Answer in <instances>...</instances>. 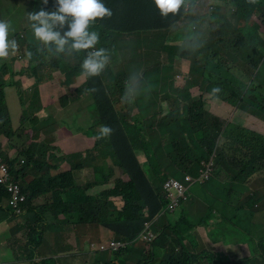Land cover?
<instances>
[{
	"label": "clouds",
	"instance_id": "1",
	"mask_svg": "<svg viewBox=\"0 0 264 264\" xmlns=\"http://www.w3.org/2000/svg\"><path fill=\"white\" fill-rule=\"evenodd\" d=\"M233 1L243 4L235 25L237 35L263 45L264 0H227L226 4L231 6ZM48 2L41 0L45 5ZM24 3L26 15L11 17L5 10L11 5L16 12L15 1L0 0V103L13 128L22 117L32 118L34 123L48 120L49 127L22 144L11 132L0 136V226L5 227L0 233V264H66L65 258L75 264H132L133 247L140 253L136 264L144 260L159 264L165 258L179 264H224L225 256H234L238 264H264L263 242L250 252L244 249L252 242L250 223L264 213V113L256 112L251 123H246L243 130L249 149L236 157L235 169L250 170L251 181L234 169L230 177L226 176V189L220 191L212 178L215 153L200 166L199 162L195 165L197 149L186 140L182 153L188 168L196 174L186 173V182L173 176L158 181L168 203L154 214L136 205L137 200L146 198L141 187L136 193L123 192L122 187L132 182L129 168L116 161L100 136L113 135L119 129L115 137L123 142L131 136L129 129L132 131L141 121L158 132L170 129L168 115L192 100L180 98L177 88H189L192 98L205 102L220 95L227 83L224 66L239 59L228 60L221 67L222 52L217 53L213 46L217 36L211 26L215 24L189 23L204 20L216 6L225 13V4L211 0H133L141 19L138 25H130L129 30L116 35L111 46L101 35L109 23L104 19L109 18L111 9L115 13L110 0H54L55 5L33 6L30 11V1ZM235 11L231 9V13ZM156 13L160 18L150 20ZM197 28L201 35L203 28L207 30L206 39L188 35L189 30ZM144 33H154L156 40L136 38ZM174 39L181 43L176 44ZM187 41L205 50L190 59L180 54L172 56L170 47ZM128 44L129 48L121 50ZM207 60L215 66L204 78ZM131 62H140L152 71H136ZM176 63L187 66L185 76H160L177 70ZM133 77L138 81L132 82ZM93 89L109 103V117L114 120L110 126L101 117ZM10 98L17 104L15 112ZM94 110L97 117L92 115ZM234 114L227 122L235 123ZM65 117L70 126L63 124ZM230 126L224 122L214 126L216 138L223 142ZM79 140L88 146L74 151L83 143ZM33 142H47L53 148L40 159L33 152ZM146 161L141 158L142 163ZM65 172H70L69 187L87 188L90 203L85 206L64 197L54 212L44 210L42 204L48 196L64 186ZM155 178L156 173L151 179ZM232 183L240 187L237 193L242 195L241 201L230 197ZM251 190L255 192L252 196ZM218 195L224 199L215 204ZM191 200L197 207L198 220L192 219ZM103 207L104 213H90ZM74 215L82 220H74ZM163 217L166 220L161 228ZM44 224L57 231L56 238L66 246L68 255L48 252L41 244ZM205 226L213 230V243L197 251L186 241L193 231ZM167 229L169 233L164 234ZM143 248L147 252L141 255Z\"/></svg>",
	"mask_w": 264,
	"mask_h": 264
},
{
	"label": "trees",
	"instance_id": "2",
	"mask_svg": "<svg viewBox=\"0 0 264 264\" xmlns=\"http://www.w3.org/2000/svg\"><path fill=\"white\" fill-rule=\"evenodd\" d=\"M14 1L17 11L14 12L12 6L9 5L5 13L11 17H14L15 14L24 17L26 15L24 0ZM29 1V9L27 11H30L33 6L42 8L55 5L54 0H49L46 5L42 4L41 0ZM132 1L110 0L114 6L115 13L110 7L111 15L108 16L109 18L104 19L109 23L102 29L101 33L103 41L107 44L113 46L116 35L129 30L130 25H138L141 19L140 12L135 10ZM216 1H221L225 4V13H221V6H216L214 10H209L204 20H191L189 26L198 25L199 23L202 26L205 25V22L209 25L212 23L216 25L215 35L217 37H215L213 46L217 47V53L222 52L220 56L222 59L219 63L221 67L228 60L239 59L224 66L227 83L220 91V95L214 101L205 102L198 98H192L189 88H177L176 91L180 98L192 100L188 104L179 106L177 112H172L168 115L170 129H163L158 132L153 130L152 125L141 121L140 125H133L132 131L129 129L131 136L123 142H121L120 138L115 137L116 135L119 136L121 132L119 129H115L113 135H100L103 136L104 145L110 149L116 161L129 168L132 182L128 187L121 186L123 192L136 193L138 187H141L146 198L143 201L137 200L136 205L147 207L151 214L161 210L168 203L162 186L157 184L158 181L163 182L169 176H173L186 182V173L196 174L194 170L188 168L187 160L182 153L186 140L191 142L197 149L194 159L195 165L199 162L200 166L202 161L208 160L215 153V167L212 178L216 181L217 189L224 191L226 189V176L230 177L234 171L237 155L245 153L249 149L247 133L243 130L247 129L245 127L246 123H251L256 112L264 113V44H253L251 41H245V39L237 35L235 25L239 12L243 9L241 2L233 1L230 6L226 4L227 0H211V2ZM106 3L109 5L107 1ZM232 8L236 9L234 13H231ZM158 18L160 16L156 13L150 20ZM172 18L175 19L176 17L172 16ZM217 21L220 22L219 27ZM189 28L187 27V29ZM262 42L264 43V41ZM169 50L173 53L172 56L180 54L190 59V56L198 57L199 52H203L205 49L192 44V41H187L181 45H173ZM214 66L211 60L205 62L203 65L204 78L211 73ZM70 74H74V71H71ZM91 93L104 123L110 126L114 120L109 117V111L107 110L108 101L99 98L95 89ZM195 109L197 112H195ZM232 114H234L233 121L235 123L227 122ZM219 122L232 125L225 131L223 142L218 140L214 133V126L218 125ZM48 127V120L34 123L32 118L22 117L21 122L13 128L5 108L0 103V136L3 134L9 135L11 132L13 137L22 144L29 138H37L39 130L46 132ZM31 146L34 154H37L40 159L44 158L53 148L47 142H33ZM0 152H2L1 142ZM141 158H147V161L142 163ZM235 172L241 175L244 180L248 179V181H251L253 173L250 170L243 171L240 168H236ZM69 173H64V186L52 192L42 204L44 210L54 212L58 203L64 197L72 198L85 206L90 203L86 199L85 192L87 188L73 185L69 187ZM155 173V180L151 179ZM251 192V196L255 194L254 190H251ZM218 198L219 200L215 204H219L224 199L220 195H218ZM252 198L261 202L260 198ZM183 203L186 202L183 201ZM262 232L264 234V230ZM262 242L264 244V238ZM145 252H147L145 248L141 249V255ZM175 259L179 260L177 257ZM139 264L150 263L144 260ZM159 264L179 263L171 258H165Z\"/></svg>",
	"mask_w": 264,
	"mask_h": 264
},
{
	"label": "rangeland",
	"instance_id": "3",
	"mask_svg": "<svg viewBox=\"0 0 264 264\" xmlns=\"http://www.w3.org/2000/svg\"><path fill=\"white\" fill-rule=\"evenodd\" d=\"M211 30L212 32L216 30V25H212L211 26ZM188 35H190L192 38H197V39H206L208 34H207V30L205 28H203V34L201 35V33L199 32V29L197 28L196 30H189ZM140 37H147V38H151L153 41L156 40V36L154 33H144V34H140L138 36H136V38H140ZM192 38H186V40H190ZM176 44L181 43V41L174 39ZM205 45H210L211 42L209 41H204ZM129 44L122 47L121 50H126L127 48H129ZM138 47H140V43H138L137 45ZM201 52H199L200 54ZM126 66H128V64L126 62H124ZM134 70L136 71H152V68H150L149 66H143L142 64H140V62H131L130 63ZM176 67L177 70H175L173 73H160V76L163 75H168V74H173L174 77L178 76L179 74H181L182 76H185L186 71H187V66L186 65H179L176 63ZM138 79L137 77H133L132 78V82H137ZM143 89L141 88V93H142ZM9 104L11 106V109L13 112L16 111L17 108V104L14 100V98H10L9 99ZM92 115L97 117L98 116V111L94 110L92 112ZM65 122H63V124H65L66 126H70V122L69 119L67 117H65ZM77 125V124H75ZM75 125H72V128H74ZM88 146V143L86 141H84L83 143H80L79 145H77L74 148V151H81L82 149L86 148ZM96 151V149H95ZM240 188L239 186H236L235 184H231L229 190L233 191V192H229V195L231 198H236L239 201L242 200V195L237 193V189ZM190 205H192L191 207V211L193 214V218L195 220H198L199 214H198V210L197 207L194 206L195 202L192 201L190 203ZM104 213V207L98 209L97 211H90L91 214H99V213ZM184 215H188L187 212L184 213ZM77 218H79V220H82L81 217H78L77 215L73 216V219L76 220ZM165 220L166 217H163L160 219L159 221V226L162 228L165 225ZM264 230V213H261L259 216H257L256 218L253 219V221L250 223L249 225V232L251 234L252 237V242L251 244H248L247 246L244 247L245 251L250 252L251 249H254L256 247V244L259 242L263 241L264 238V234L263 231ZM43 231L44 233L41 235L40 237V241L41 244L43 246L46 247V250L48 252H58L60 254H66L68 255V252L66 251V246H63L56 238V230H51L50 226L48 224H44L43 225ZM168 229L165 230L164 234H167ZM212 234H213V230L209 227V226H205L203 228H198L195 231L192 232L191 237L186 241L187 245H192L195 247V249L197 251H203L208 245H211L213 243V238H212ZM161 238H165V237H161ZM140 256V253L137 254V248L133 247V251L131 252V261L132 264H136V261L138 260ZM199 258V257H198ZM66 264H75V263H71L69 261L68 258H65ZM223 261L224 264H238V262L236 261V258L234 256H225L223 257ZM250 264H262L261 261H254L253 263Z\"/></svg>",
	"mask_w": 264,
	"mask_h": 264
},
{
	"label": "crops",
	"instance_id": "4",
	"mask_svg": "<svg viewBox=\"0 0 264 264\" xmlns=\"http://www.w3.org/2000/svg\"><path fill=\"white\" fill-rule=\"evenodd\" d=\"M79 142H83V141L79 140ZM4 228L5 227L3 225L0 226V233L4 230ZM6 255H7V258H10L11 257L8 254H6Z\"/></svg>",
	"mask_w": 264,
	"mask_h": 264
}]
</instances>
